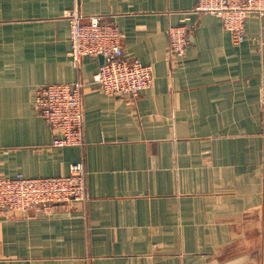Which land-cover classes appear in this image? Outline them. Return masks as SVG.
Listing matches in <instances>:
<instances>
[{
    "label": "crops",
    "instance_id": "crops-1",
    "mask_svg": "<svg viewBox=\"0 0 264 264\" xmlns=\"http://www.w3.org/2000/svg\"><path fill=\"white\" fill-rule=\"evenodd\" d=\"M75 0H0V175L82 161L85 201L0 220V264H264V12L234 43L197 0H77L153 67L135 101L102 92L99 57L69 56ZM186 23L181 59L168 27ZM84 81L85 143L52 145L39 85Z\"/></svg>",
    "mask_w": 264,
    "mask_h": 264
},
{
    "label": "built area",
    "instance_id": "built-area-1",
    "mask_svg": "<svg viewBox=\"0 0 264 264\" xmlns=\"http://www.w3.org/2000/svg\"><path fill=\"white\" fill-rule=\"evenodd\" d=\"M192 13H211L220 17L234 43L243 40L245 20L250 13L264 12V0H197ZM69 25V56L74 67L83 57L103 56L92 82L104 93L135 101L153 83V67L124 53L120 26L92 14L84 19L77 0L66 13ZM190 42L186 23L168 27V53L181 59ZM84 81L53 82L37 87L34 105L54 130L52 145L82 146L85 143ZM86 169L82 161L70 165L69 173L54 176L0 175V220L16 213L27 215L32 209L51 213L57 204L85 201Z\"/></svg>",
    "mask_w": 264,
    "mask_h": 264
},
{
    "label": "water",
    "instance_id": "water-1",
    "mask_svg": "<svg viewBox=\"0 0 264 264\" xmlns=\"http://www.w3.org/2000/svg\"><path fill=\"white\" fill-rule=\"evenodd\" d=\"M98 57H99V59H100V63H102L103 60H104V59H103V56L100 55V56H98Z\"/></svg>",
    "mask_w": 264,
    "mask_h": 264
}]
</instances>
